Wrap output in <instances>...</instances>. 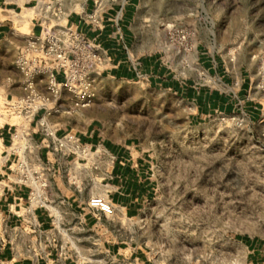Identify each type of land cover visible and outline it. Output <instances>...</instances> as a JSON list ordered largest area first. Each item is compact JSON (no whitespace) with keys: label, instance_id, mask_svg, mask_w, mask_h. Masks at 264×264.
<instances>
[{"label":"crops","instance_id":"1","mask_svg":"<svg viewBox=\"0 0 264 264\" xmlns=\"http://www.w3.org/2000/svg\"><path fill=\"white\" fill-rule=\"evenodd\" d=\"M94 1L87 0L85 15L94 11ZM136 3L123 0V4L104 5L103 28L82 17H66L68 25L94 41L103 59L94 103L103 83L126 81L173 96L187 106L192 124L213 116L243 115L251 122L262 118L264 95L254 87L253 71L237 74L221 56L201 53L199 46L172 67L132 44ZM18 9L16 0H0V11L9 17L18 15ZM34 17L30 34L39 32ZM24 40L25 34L0 24V264H153L135 244L131 221L156 195V155L111 131L110 122L97 118L94 103L67 113L65 92L54 105L58 112L40 111L29 121L4 116L2 104L22 95L15 59ZM44 83L43 79L41 89ZM68 136L86 147L89 155L70 153L68 145L61 148ZM18 163L45 172L46 193L36 203L30 202V188L18 182ZM98 196L114 207L112 216L89 207V200ZM246 247V264H264V247L253 242Z\"/></svg>","mask_w":264,"mask_h":264},{"label":"rangeland","instance_id":"2","mask_svg":"<svg viewBox=\"0 0 264 264\" xmlns=\"http://www.w3.org/2000/svg\"><path fill=\"white\" fill-rule=\"evenodd\" d=\"M16 1L18 15L0 11V24L28 34L38 0ZM86 2L62 0L63 24L84 18ZM131 23L145 55L174 67L199 46L237 74L253 71L257 91L264 83V0H137ZM98 94L97 118L158 159L156 195L131 221L153 264H246V241L264 247V115L192 124L187 106L162 92L109 81Z\"/></svg>","mask_w":264,"mask_h":264},{"label":"built area","instance_id":"3","mask_svg":"<svg viewBox=\"0 0 264 264\" xmlns=\"http://www.w3.org/2000/svg\"><path fill=\"white\" fill-rule=\"evenodd\" d=\"M104 0H95L94 11L85 15L95 28H103L100 15ZM113 3L116 0H108ZM34 27L38 34H25V40L16 59L15 66L21 75L22 95L2 104L1 113L7 117L31 120L40 111L58 112L54 108L63 92L67 93L69 106L67 113L87 109L94 103L96 77L104 68L103 59L94 41L86 39L73 25L63 24L65 16L62 0H38L33 7ZM58 75H61L59 79ZM45 80L44 88L40 84ZM264 95V83L259 87ZM70 146L68 152L79 151L88 156L89 150L79 145L73 137H66L59 144L61 148ZM20 174L18 182L30 188V202L36 203L46 193L47 179L43 170L17 164ZM89 207L105 216L114 214V207L103 197H93Z\"/></svg>","mask_w":264,"mask_h":264},{"label":"bare ground","instance_id":"4","mask_svg":"<svg viewBox=\"0 0 264 264\" xmlns=\"http://www.w3.org/2000/svg\"><path fill=\"white\" fill-rule=\"evenodd\" d=\"M31 10H32V13H34V10H33V9H31ZM31 18H32V17H31ZM31 18H30V19H31ZM30 19H29V23H30Z\"/></svg>","mask_w":264,"mask_h":264},{"label":"trees","instance_id":"5","mask_svg":"<svg viewBox=\"0 0 264 264\" xmlns=\"http://www.w3.org/2000/svg\"><path fill=\"white\" fill-rule=\"evenodd\" d=\"M246 243H249V241H246Z\"/></svg>","mask_w":264,"mask_h":264}]
</instances>
